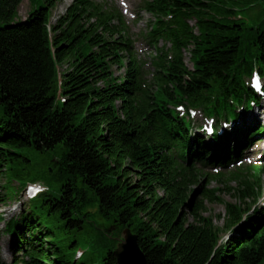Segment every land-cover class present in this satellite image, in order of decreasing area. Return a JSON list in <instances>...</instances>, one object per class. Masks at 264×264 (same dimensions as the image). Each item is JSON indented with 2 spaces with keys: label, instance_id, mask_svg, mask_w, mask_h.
Here are the masks:
<instances>
[{
  "label": "trees",
  "instance_id": "16d2710c",
  "mask_svg": "<svg viewBox=\"0 0 264 264\" xmlns=\"http://www.w3.org/2000/svg\"><path fill=\"white\" fill-rule=\"evenodd\" d=\"M21 1L0 0V172L22 148L63 151L54 185L6 223L20 264H77L81 245V258L95 250L97 264H116L112 249L125 227L147 264H264V201L256 205L264 167L204 173L192 160L219 144L191 140L172 109L213 94L243 99V74L256 63L264 75V0L251 26L234 7L254 0L148 2L159 26L151 33L169 40L173 55L153 60L144 86L115 9L72 0L51 22L59 0H29L27 17L16 20ZM22 189L5 191L0 204ZM225 191L234 202L220 197ZM213 202L224 206L221 227L205 215ZM222 229L230 235L219 243Z\"/></svg>",
  "mask_w": 264,
  "mask_h": 264
},
{
  "label": "rangeland",
  "instance_id": "374dc122",
  "mask_svg": "<svg viewBox=\"0 0 264 264\" xmlns=\"http://www.w3.org/2000/svg\"><path fill=\"white\" fill-rule=\"evenodd\" d=\"M71 0H59L57 2L56 8L52 12V19L58 14H60L65 6L70 3ZM100 1V0H97ZM139 0H126L128 4L129 14L136 12L138 14L137 20L131 19L129 16L126 18L127 24L129 23L130 30L133 35L136 36L137 43H144V40L140 37V32L144 31L147 27L148 20L151 18L150 14L147 12L141 11L138 12L135 9L136 3ZM108 2H112L117 6L115 0H108ZM31 9V5L28 0H23L18 7V19H24L28 14V11ZM263 5L261 0H254L249 5L245 6L244 11L240 13L242 15L243 21L247 26L257 24L263 17L262 14ZM190 25H194L193 22H189ZM163 44V42H162ZM183 57L185 59V63L188 66H191L189 60L188 51L183 52ZM264 80V78H263ZM197 113V118L200 119L199 111ZM261 122L264 123V107L261 109L260 115ZM61 144H57L54 148L44 151L41 153H37L33 151L31 148H22L19 150V157H16L12 162H9L5 165L6 170L4 172H0V195H3L5 191L10 192L11 189H15L20 182L25 185L28 182L32 181H41L46 184L54 185L55 181L53 178L54 173L57 171V161L62 158V147ZM263 146V142H261L254 153V156L259 148ZM56 164V165H54ZM3 185V187H2ZM233 185V183H230ZM210 186H217L215 182H211ZM224 201L234 202L233 195H229L226 191L220 195ZM29 201L25 194V188L19 191V193L14 198H8L6 203L0 204V215L2 216V220H8L10 217H18L23 209H25L29 204ZM207 210L205 211L206 216H211L213 222L216 226L221 227L223 224L222 219H219V215H223L224 206L222 203L213 202L207 203ZM0 220V253L3 262L12 263V260L18 255L16 254V250H21L20 247L18 249L13 247V244L16 242L17 238L13 237L11 234L6 233L4 230V222ZM223 230V229H222ZM221 230V240L226 239L229 235V232L225 230ZM123 231V230H122ZM131 231V230H130ZM132 234H134L132 232ZM27 235V233H25ZM122 236V235H121ZM120 236V237H121ZM119 237V238H120ZM86 240H80L79 243H85ZM100 260V255L98 251L91 250L86 253V255L78 260L77 264H97Z\"/></svg>",
  "mask_w": 264,
  "mask_h": 264
},
{
  "label": "water",
  "instance_id": "95a60500",
  "mask_svg": "<svg viewBox=\"0 0 264 264\" xmlns=\"http://www.w3.org/2000/svg\"><path fill=\"white\" fill-rule=\"evenodd\" d=\"M117 244L113 249V255L117 264H147L146 258L138 245L137 235L132 234L128 227L121 232Z\"/></svg>",
  "mask_w": 264,
  "mask_h": 264
},
{
  "label": "bare ground",
  "instance_id": "6f19581e",
  "mask_svg": "<svg viewBox=\"0 0 264 264\" xmlns=\"http://www.w3.org/2000/svg\"><path fill=\"white\" fill-rule=\"evenodd\" d=\"M72 1V0H71ZM70 1V2H71ZM99 4H101V3H99ZM29 13V12H28ZM245 125H248V124H245ZM235 126H238L237 124H235ZM238 130V129H237ZM240 140H241V142H243V141H245V138H243V137H241L240 138ZM231 186V185H230ZM229 186V188H232V186L233 187H235V184H233L231 187ZM19 193V192H18ZM8 198H6V200H7ZM223 199V198H222ZM31 200H29V202H30ZM11 219V217L8 219V220H6V223H8V221Z\"/></svg>",
  "mask_w": 264,
  "mask_h": 264
}]
</instances>
